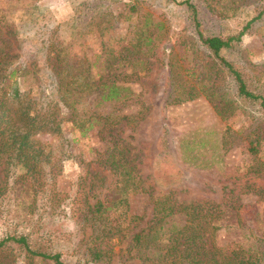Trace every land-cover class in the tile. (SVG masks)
Masks as SVG:
<instances>
[{
  "label": "rangeland",
  "instance_id": "1",
  "mask_svg": "<svg viewBox=\"0 0 264 264\" xmlns=\"http://www.w3.org/2000/svg\"><path fill=\"white\" fill-rule=\"evenodd\" d=\"M186 1L0 0V51L21 66L23 90L45 102L56 98L59 67L90 76L113 69L129 88L119 101L78 105L87 116L111 115L86 135L65 121L63 136H38L52 153L45 168L54 170L39 185L22 178L20 167L4 183L0 165V241L26 236L33 250L58 253L66 264H160L149 250L127 249L152 224L155 202L170 197L221 204L216 243L223 250L262 242L264 0H188L199 27ZM197 28L225 39L242 32L221 54L260 98L239 93ZM189 92L195 97L186 99ZM114 121L118 150L102 130ZM120 146L135 176L130 183L109 164ZM98 202L110 206L101 223L89 217ZM103 222L111 233H101ZM95 244L107 246L106 259L92 260ZM0 264L57 263L10 239L0 245Z\"/></svg>",
  "mask_w": 264,
  "mask_h": 264
},
{
  "label": "trees",
  "instance_id": "2",
  "mask_svg": "<svg viewBox=\"0 0 264 264\" xmlns=\"http://www.w3.org/2000/svg\"><path fill=\"white\" fill-rule=\"evenodd\" d=\"M183 3H187L188 7L193 9L196 25L199 27L197 9L188 0ZM262 13L260 12L259 16ZM251 23L252 20L245 29ZM198 34L202 43L209 48L220 64L234 74L239 93L251 98H260L261 95L248 89L241 72L221 54L222 49L229 47L233 40L241 38L242 32L239 36L228 39L216 35L206 36L199 29ZM8 56V53L0 51V165L3 166L4 183H8L15 167H20L21 177L30 182V185H34L54 171L51 165L49 170L45 168L52 153L46 150L38 136L41 134L63 136L65 121H70L82 135H86L99 123V118L108 120L111 115L104 116L95 110L87 116L85 112L83 114L79 112L78 105L87 98H90L95 106L107 101H119L127 96L123 92L129 88L115 80L117 75L113 69L101 70L102 72L90 76L89 71L85 69L70 72L69 68L59 67L56 70L58 75L54 93L56 98L45 102L37 98L32 90H23L20 87L21 75L18 71H21V66H14L13 60H9ZM27 72L28 70L24 69L21 74L25 75ZM85 72H88V75ZM188 94L186 99H192L196 95L192 92ZM118 123L119 121L107 122L102 127V130L106 128L110 130L108 133L112 136L111 142L117 150L121 138L112 134V131ZM65 140L69 145V138L66 137ZM123 149L127 151V147L120 146L122 155L113 152L114 161L109 164L114 173L130 183L135 176L131 175L132 167L128 166L129 161L123 154ZM110 160L111 155L105 163ZM109 207L98 202L96 209L92 210L89 216L90 219L99 223L108 219L104 214ZM221 207V204L210 202L185 204L178 203L170 197L158 199L154 205L152 224L134 233L127 250L129 253L135 250L138 252L149 250L152 253L149 258H154L160 264H264V237L261 238L262 242L249 247L223 250L217 246L216 233L224 226L220 219ZM132 218L138 219L139 216L135 215ZM102 224L101 233L104 235L113 231L110 224L104 222ZM117 231L121 233L122 229ZM10 239L24 245L32 255L51 258L57 264H66L58 253L33 250L26 236L7 237L0 241V245H4ZM101 245L95 244L91 249L92 260L106 259L109 250L106 245L104 247Z\"/></svg>",
  "mask_w": 264,
  "mask_h": 264
}]
</instances>
